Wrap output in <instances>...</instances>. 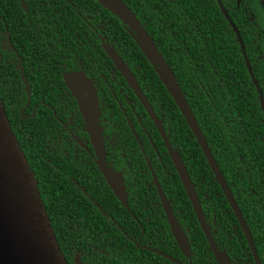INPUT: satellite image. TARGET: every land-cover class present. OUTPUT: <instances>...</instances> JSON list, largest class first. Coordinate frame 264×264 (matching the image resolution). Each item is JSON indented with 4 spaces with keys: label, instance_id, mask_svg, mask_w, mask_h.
<instances>
[{
    "label": "trees",
    "instance_id": "16d2710c",
    "mask_svg": "<svg viewBox=\"0 0 264 264\" xmlns=\"http://www.w3.org/2000/svg\"><path fill=\"white\" fill-rule=\"evenodd\" d=\"M118 1L127 4V0ZM129 1L131 3L126 6L137 13L136 17L145 25L176 75L217 165L233 191L254 238L261 262L264 264V177L260 179L258 171V166L264 165V141L259 142L257 138L259 131L264 133V123L260 121L263 113L260 109L258 93L240 48L234 42L231 28L226 26L225 19L220 15L214 1V14L208 17L202 11L209 8L208 4L211 3L209 0H187L184 7L188 13L181 17L182 39L179 45L177 7L168 6L167 12L162 10L159 14H153L151 11L155 7L154 4H160V0ZM74 3L82 12L81 16H75L73 12H70L68 22H62L59 19L60 15L51 14V28L56 27L59 31L58 36L53 38L60 37L57 40L64 42L78 40L81 44L78 50L80 52L85 50L87 55L83 57L86 61L88 58L97 60L98 57H102L103 61L111 64L107 56V46L119 54L133 70L145 96L163 124L171 146L180 154L188 169L207 220L214 218L213 235H244L199 143L160 80L155 67L143 54L136 35L130 32L118 17L96 1L74 0ZM74 17L75 20H73ZM94 29L101 34L102 38L96 37L97 33ZM72 46L67 55H75L76 45ZM50 50V48L46 52L39 50V56L61 63L60 56L48 53ZM207 57L210 58V62L207 61ZM259 83L264 90V81L259 80ZM118 96L121 97V95ZM0 97L22 150L33 171L37 172L36 178L40 181L41 195L68 264H73L71 259L74 255L69 256V253L78 244L82 245L84 250L81 254L82 259L88 264L126 263L125 255L131 257L132 255L127 252L131 246L135 248L126 234L141 235L142 229L138 223L118 203L114 210L104 209L110 214L112 211L117 213L114 218L119 225H112L105 215H101L100 222L96 223L100 232H96L92 229L93 223H85V220L91 221L90 218L80 217L76 205L78 200L69 192V189L64 193L58 192L59 201L55 203L50 191L51 181L60 174L61 170H66V166L47 162V157H50V152L46 148L50 124L45 118L47 110L42 108L35 119L24 121L19 115L18 117L12 115L10 103L5 99L2 91ZM135 108L139 115L144 116V122L163 160L162 165L157 156L153 157L155 151L151 148V144L149 146L146 142L148 153L153 159L151 167H154L159 183L173 206L181 227L188 236L196 237L197 251L200 252L206 246L204 232L173 160L156 126L138 100H136ZM116 109L117 111L113 110V115L116 116L117 125L111 128L116 132L123 131L124 134L128 125L123 120L121 122L122 110L118 106ZM134 119L136 120V117ZM136 124V122L132 124L135 133L138 131ZM241 148L243 150L238 153L237 150ZM239 154H242L244 158L240 159ZM57 165L58 168H56ZM148 179L153 180L151 174ZM57 183L63 182L57 179ZM258 185H261L260 189ZM156 201L159 203L157 197ZM158 205L160 214L152 212V215L146 211L137 210L130 203L133 214L143 223L147 235L148 232L154 231L155 226L158 231L170 235L169 225L166 219H162L163 210L161 205ZM61 210L66 215L70 214L71 218H64ZM77 217L81 221L78 234L64 233L65 231L70 233L67 230L70 224L67 222L70 219L74 221ZM147 218H151L154 223L145 222ZM84 242L86 244H83ZM245 243L248 247L246 241ZM105 252L111 256L109 257ZM245 257L248 263L253 264L250 253H245Z\"/></svg>",
    "mask_w": 264,
    "mask_h": 264
},
{
    "label": "flooded vegetation",
    "instance_id": "af4514ba",
    "mask_svg": "<svg viewBox=\"0 0 264 264\" xmlns=\"http://www.w3.org/2000/svg\"><path fill=\"white\" fill-rule=\"evenodd\" d=\"M94 1L102 6L97 0ZM186 1L168 0L167 2V0H160L161 5L154 4L155 7L151 11L153 14H159L162 10L167 12L166 8L168 6L174 5L177 7L176 12L179 20L177 42L179 45L182 39L181 17L188 13V10L184 7ZM209 1L211 2L208 4L209 8L207 7L202 12L207 14L208 17L213 15L214 1L220 15L225 19L226 26L231 28L235 38L234 42L240 48L246 68L258 93L260 109L263 113V118L260 121L264 123V90L259 83V80L264 81V0ZM126 3L130 4L131 2L127 0ZM70 12H73L75 16H81L82 14L80 9L76 7L74 0H0V90L3 92L5 99L10 103L12 115L17 117L19 115L20 119L24 121L35 119L42 108L47 110L45 118L47 119V123H50L48 127V145L46 147L50 152V157H47V162L54 165L60 164L66 166V170H61V175L59 174L51 181L52 186L50 191L52 199L55 203H58V192L64 193L69 189V192L78 200L76 205L78 212H80V217L83 219H85L84 217L90 218L91 221L86 222L85 220V223H93L92 229L96 232H100L96 227V223L100 222L101 215H105V218L109 219L112 225H119L114 218L117 213L112 211V214H110L107 211L114 210L118 203L123 206L142 229V233L139 236L126 234L135 245V248L131 246V249L128 250L127 253L132 256L127 257L126 254V257H124L126 263L124 264H220L205 234L203 236L206 246L200 250V253L197 251L196 237L188 236L181 227L189 240V255H186L182 251L172 234L159 189L155 183L157 175L153 169L154 167H151L153 159L150 157V153H148L149 149L146 148V142L149 146L151 144V148L155 151L153 157L157 156L162 165L163 160L156 149L146 122H144V116L139 115L136 111V100L140 103L141 101L108 54V48H111L106 47L107 56L111 60V64L103 61L102 57H98L97 60L88 58L86 61L83 57V55H87L85 50L82 52L78 50V47L81 46L78 40L64 42L57 40L60 37L53 38L58 36L59 31L55 26V28H51V14H58L62 22H68ZM132 13L135 16L137 15L134 11ZM137 19L139 20V18ZM73 20H75V17ZM139 22L147 31L145 25L140 20ZM128 29L132 32L129 27ZM94 30L97 33L96 37L102 38L101 34H98L96 29ZM133 34L136 35L135 33ZM100 43L102 44V40ZM74 44L76 45L75 55H67ZM49 48L51 50L48 53L60 56L62 59L61 63L44 58V56H39V50L46 52ZM206 59L210 62V58L207 57ZM126 65L136 78L130 66L127 63ZM76 72H81L88 78L99 98L101 109L100 126L103 128L102 138L106 150V165L111 170L122 174L129 209L121 203L105 180L98 166V157L79 103L65 81V75ZM118 95H121V97ZM117 106L123 113L121 122L122 120L125 121L124 123H127L129 127L125 129L124 134L123 131L116 132L111 128L117 125V122H115L116 116L113 115V110L117 111ZM134 117H136V120ZM135 122L137 123L135 127L138 130L136 133L132 125ZM257 138L259 142L264 141V133L259 131ZM241 150L243 148L238 149L237 152L239 153ZM113 151L118 153L115 154ZM150 152L152 153L151 150ZM239 158L243 159L244 156L239 154ZM134 165L137 166L134 167ZM56 168H58V165ZM258 171L261 179L264 177V165L260 164ZM35 174L37 175V172ZM149 174L152 176V181L148 179ZM57 179H60L63 183H57ZM225 181L236 201L232 189L226 179ZM258 188L260 189L261 185H258ZM161 189L165 194L162 186ZM253 192L255 193L254 190ZM223 194L225 195L224 191ZM156 197L159 199V203L156 201ZM165 197L167 198L166 194ZM167 201L175 215L173 206L168 198ZM130 203L137 210L146 211L152 215V212L160 214L158 205L160 204L163 210L161 217L162 219H166L170 235L158 231L156 226L154 227V231L148 232L147 235L143 223L133 214ZM229 206L231 208L230 203ZM61 214L64 218H71L70 214L66 215L62 210ZM179 217L182 218L181 216ZM213 219L210 218L208 221L206 218L207 224L211 228L212 235L210 236L212 242H214L220 253L226 254L231 264H251L246 261L245 253H250L253 264H257L255 259L256 253L260 264H262L253 236L251 235L255 253L238 218L237 220L244 235H213ZM177 221L179 223L178 219ZM145 222L149 224L150 222L154 223L151 218H147ZM245 223L247 225L246 220ZM67 224H70L67 227L70 233L66 231L64 233L77 235L81 229L79 217L75 218L74 221L70 219ZM119 227L123 229V227ZM81 236L84 237L83 235ZM245 241L248 247H246ZM83 244H86V242ZM136 250L140 252L138 253ZM83 251L81 244L73 247L69 253V256L74 255V258L71 259L73 264H77V259L83 264H88L82 259L81 254ZM100 251L104 252L103 250ZM105 253L109 257L111 256L108 252Z\"/></svg>",
    "mask_w": 264,
    "mask_h": 264
},
{
    "label": "water",
    "instance_id": "95a60500",
    "mask_svg": "<svg viewBox=\"0 0 264 264\" xmlns=\"http://www.w3.org/2000/svg\"><path fill=\"white\" fill-rule=\"evenodd\" d=\"M104 8L117 16L121 22L136 34L137 42L148 61L153 65L160 80L180 109L191 131L199 143L215 177L222 187L232 210L241 223L245 235L253 248L251 233L243 214L239 209L230 189L217 165L207 144L206 138L181 90L178 80L160 53L153 39L141 25L132 11L118 0H97ZM108 54L118 70L127 80L136 96L141 101L147 114L154 122L162 136L174 166L182 181L195 210L201 228L210 241L220 264H231L226 256L218 251L211 239V228L207 224L195 186L180 156L175 151L166 135L162 122L155 113L151 103L142 92L133 73L112 49ZM65 81L77 99L83 114L87 130L98 157V166L121 203L129 209L124 179L121 173L115 172L106 165V150L102 138L103 128L100 126L101 109L99 98L88 78L81 72L65 75ZM264 105V102H263ZM155 177V175H154ZM155 183L163 203L172 234L182 251L189 255V240L178 223L161 186L155 177ZM255 253V250H254ZM257 264L259 258L255 253ZM0 264H68L53 228L49 213L42 199L39 181L29 160L21 148L4 103L0 97ZM77 264H83L77 259Z\"/></svg>",
    "mask_w": 264,
    "mask_h": 264
}]
</instances>
